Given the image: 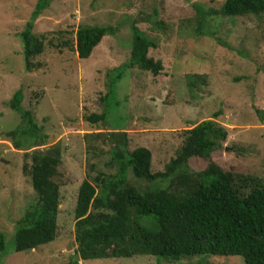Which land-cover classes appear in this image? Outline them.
I'll return each instance as SVG.
<instances>
[{"label":"rangeland","instance_id":"obj_1","mask_svg":"<svg viewBox=\"0 0 264 264\" xmlns=\"http://www.w3.org/2000/svg\"><path fill=\"white\" fill-rule=\"evenodd\" d=\"M224 2L50 0L34 24V31L48 36L44 51L36 58L42 65L28 71L19 32L31 17L36 0H0V232L6 235L5 250H10L0 257V264H244L239 256L197 255L176 261L137 255L81 260L74 254L78 187L89 173L107 171L104 162L109 159L110 143L95 139L99 149L88 152L86 133L114 128L126 131L129 150L148 148L151 170L156 172L175 157L182 130L221 111L215 117L227 128L221 148L206 159L191 157L189 166L201 170L214 161L224 170L264 183V14L225 17L220 14ZM203 15L204 26L197 33ZM155 21H162L161 27ZM96 24L115 31L103 36L86 58H79L71 47L48 44V39L72 41L79 25ZM132 24L156 42L147 54L162 62L157 74L122 68L130 56ZM119 71L106 121L92 123L88 116L103 112L101 97L106 94L109 73L113 77ZM192 80L200 83L189 85ZM19 88L23 90L22 107L33 112L47 137L46 144L27 151L59 150L55 180L60 203L56 238L15 252V227L34 198L31 178L22 170L26 150L15 149L4 136L21 123L19 113L9 105ZM153 184L165 186L168 182Z\"/></svg>","mask_w":264,"mask_h":264},{"label":"trees","instance_id":"obj_2","mask_svg":"<svg viewBox=\"0 0 264 264\" xmlns=\"http://www.w3.org/2000/svg\"><path fill=\"white\" fill-rule=\"evenodd\" d=\"M49 1L36 0L31 17L19 32L28 71L42 65L36 58L44 51L48 36L46 32L34 31V24ZM207 14L210 12L206 11ZM220 14L225 17L264 14V0H225ZM204 15L200 17L197 33L204 26ZM162 23L153 24L161 27ZM131 30L130 56L122 68L137 67L157 74L163 68L162 62L147 54L149 48L156 47V42L134 24ZM114 31L110 26L79 25L74 40L57 43L48 39V44L55 48L71 47L79 58H86L103 36ZM109 75L106 94L101 97L103 112L89 115L92 123L106 121L108 102L121 73ZM193 77L202 79L199 74ZM196 82L192 80L188 84L193 86ZM22 99L23 90L19 88L9 105L19 113L21 123L4 136L15 149L26 150L22 170L31 178L34 198L15 227L12 246L15 252L37 248L56 238L60 203V187L55 180L59 172V150L54 147L58 157L49 155L46 149L27 151L46 144L47 137L33 112L22 107ZM220 113L216 111L211 118L182 130V144L175 157L164 170L156 172L151 170L152 154L148 148L138 146L129 150L126 131L114 128L84 135L88 152L96 153L99 149L93 142L95 139L110 144L109 159L104 162L107 171L98 170L94 176L89 173L78 187L74 208L77 258L151 255L177 261L209 255L239 256L244 264H264V183L224 170L214 161L201 170L189 166L191 157L206 159L212 151L221 148L227 128L215 120ZM159 180L168 184H153ZM5 249L6 235L0 232V257L10 251Z\"/></svg>","mask_w":264,"mask_h":264},{"label":"water","instance_id":"obj_3","mask_svg":"<svg viewBox=\"0 0 264 264\" xmlns=\"http://www.w3.org/2000/svg\"><path fill=\"white\" fill-rule=\"evenodd\" d=\"M46 150H47V153H48L49 155H52V156L58 157V154H57L52 148L47 147Z\"/></svg>","mask_w":264,"mask_h":264}]
</instances>
